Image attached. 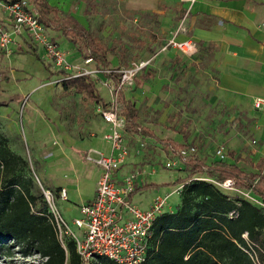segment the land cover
Returning <instances> with one entry per match:
<instances>
[{
    "label": "rangeland",
    "instance_id": "1",
    "mask_svg": "<svg viewBox=\"0 0 264 264\" xmlns=\"http://www.w3.org/2000/svg\"><path fill=\"white\" fill-rule=\"evenodd\" d=\"M47 1L64 15L78 20L106 48L109 69L149 61L124 93L138 108L140 123L160 139L195 145L205 164L213 162L214 150L219 145L231 151L243 147L248 140L253 141L252 112L243 107L230 108L218 99L217 79L207 50L202 48L193 60L161 51L185 15L177 0ZM49 36L66 54L68 72L60 70L43 49L30 43L19 44L10 56L0 51V131L7 136L9 147L27 160L28 168L23 174L31 175L37 187L50 190L57 206L72 222L94 190L90 176L93 167L99 169L87 161V154L94 150L111 151L105 139L110 126L103 119L105 109L100 103L86 91L64 85L66 75L101 66L96 62L87 65L79 49L62 31L53 28ZM84 44L82 41V47ZM21 49L28 52L37 49L43 63L31 54L21 53ZM90 76L107 109L118 111L120 105L109 76ZM124 138L130 153L125 165L128 175L139 172L146 185L136 197L148 200L169 194L171 207L167 211L175 212L183 191V184L176 182L188 175L179 163L178 151L173 145L165 149L154 138L140 132L130 133L126 128ZM170 162L176 163L175 166L168 167ZM241 167L248 169L243 163ZM63 189L67 191V200L60 197ZM221 189L232 198H244L263 207L252 192ZM4 253L8 250L0 248V264L43 263L37 254L23 256L19 247L13 248L9 257L3 258Z\"/></svg>",
    "mask_w": 264,
    "mask_h": 264
},
{
    "label": "trees",
    "instance_id": "2",
    "mask_svg": "<svg viewBox=\"0 0 264 264\" xmlns=\"http://www.w3.org/2000/svg\"><path fill=\"white\" fill-rule=\"evenodd\" d=\"M18 1V0H11ZM39 11L40 21L48 28L62 31L65 38L76 46L84 59L92 58L99 66L109 69L106 48L78 20L50 5L45 0H30ZM84 41V47L81 42ZM21 53H27L21 51ZM43 63L36 49L30 51ZM65 74L64 71H59ZM69 77L66 87L86 91L90 97L107 109L91 76ZM117 85L118 75H109ZM118 113L126 120L130 133H141L168 149L187 147L169 140L159 139L153 131L140 123L138 108L127 100L124 91H116ZM197 148V147H196ZM235 159L234 153H230ZM229 160L203 163L194 158L183 163L188 175L177 180L183 184L176 212H165L155 222L151 247L146 262L142 264H255L241 248L248 246L243 235L248 234L261 264H264V175L246 172ZM257 168V166H255ZM27 160L8 145L7 136L0 131V248L19 247L23 256L39 255L42 264H84L77 252L75 241L67 238L63 245L56 233L43 191L31 175L23 173ZM206 171V177L218 183L233 180L237 190L252 192L260 198L259 207L244 198H232L214 182L196 179ZM39 192H36V191ZM233 214V215H232ZM11 242V245H8ZM90 264H117L106 258H97Z\"/></svg>",
    "mask_w": 264,
    "mask_h": 264
},
{
    "label": "built area",
    "instance_id": "3",
    "mask_svg": "<svg viewBox=\"0 0 264 264\" xmlns=\"http://www.w3.org/2000/svg\"><path fill=\"white\" fill-rule=\"evenodd\" d=\"M177 1L189 6L186 11L188 14L190 7L198 0ZM0 11L6 13L11 22L8 29L0 26V51L10 56L13 47L17 44V38L29 35L31 41L43 49L55 66L60 70L69 71L70 65L66 54L59 44L49 36L47 27L40 21L39 14L31 8L28 0L15 2L0 0ZM182 34H186L184 20L181 21L176 33L166 41L161 51L166 52L174 49L186 57H195L199 53L198 43L192 37L180 39ZM85 63L91 65L94 60L87 58ZM148 64L149 61H140L121 69H104L102 67L100 69H84L74 77L117 74V85L112 78H109L110 83L113 84L115 91H126L134 85L135 78ZM261 105L262 100L257 99L255 101L256 108H260ZM102 116L110 126L105 139L111 146V152L94 150L87 154V161L101 169L94 199L92 202L83 203L79 208L80 216L70 222L57 206L52 192L42 187L48 204V215L51 217L58 238L63 245L67 238L75 241L77 252L84 264H90L97 258H106L117 264H142L148 257L155 222L166 212L170 195H157L148 209H141L132 200V196L137 192L138 175H128L124 178L122 185L116 184L114 175L127 163L130 155L124 138L126 120L114 109L103 110ZM197 153L198 149L195 146L180 148L178 150L179 163L183 164ZM215 157L220 161L226 160L225 147L219 146L215 151ZM175 164L170 162L167 165L172 167ZM195 178L204 179L200 176ZM214 183L221 188L236 189L233 180H226L223 183L215 181ZM176 192L181 193V189H177ZM60 197L67 200L65 189L61 191ZM72 227H75L76 230ZM243 237L248 246L241 248L255 264H261L249 241L248 234H244Z\"/></svg>",
    "mask_w": 264,
    "mask_h": 264
},
{
    "label": "crops",
    "instance_id": "4",
    "mask_svg": "<svg viewBox=\"0 0 264 264\" xmlns=\"http://www.w3.org/2000/svg\"><path fill=\"white\" fill-rule=\"evenodd\" d=\"M28 1L30 2L31 8L39 14L38 9L35 8L30 0ZM181 6L185 12L183 20L186 27V34L180 35V39L192 37L199 45V53L202 48L208 51L207 54L212 59V72H214L217 79L215 82L218 99L222 101V104L230 108L243 107L253 114L254 120L250 127V135L253 141H246L244 146L238 148V150L237 148H232L231 151H228L225 148L227 152L226 160L234 164L236 159L239 158L240 161L237 165L242 170L254 173L261 171L264 175V0H198L190 7L188 14L186 11L189 6L186 4H181ZM0 26L5 29L11 26L10 19L7 14L2 11H0ZM47 29L50 34V30L53 28L47 27ZM170 38L171 37L168 39ZM29 43L38 47L31 41L29 35L18 37L17 44L13 47V51H15V48L18 47L19 44L23 45ZM20 51H24V49ZM25 52L27 53L23 54H30L28 51ZM166 52H175L183 60L197 59L199 55L198 53L195 57L189 58L174 49H170ZM126 99L130 100L127 97ZM257 99L262 100L260 108H256L255 106V101ZM219 146L215 148L214 155ZM110 152H106L105 150V153ZM230 153H234L235 159L231 158ZM194 158H198L202 161L199 151L197 155L191 159ZM217 160L218 159L215 157L213 161ZM242 163L245 164L248 169L242 168ZM125 165L114 175V180L118 185H122L124 178L129 174L127 172L128 167ZM255 166H257V168ZM206 171L207 169L205 168L204 173H202L203 176H196L210 180V178L206 177ZM91 173H93L90 174V176L92 177L94 190L83 203L92 202L95 197L96 187L101 173L100 167L98 169L94 166ZM135 174L138 175L137 192L132 196V200L141 209H148L155 197H151L148 200L136 197L146 185H143V179H140L139 172ZM160 186L161 185H153L155 188H160ZM170 207L171 206L168 204L167 210ZM167 210L166 212H168ZM79 216L80 211L78 210V215L73 217V219ZM66 218L70 219L68 217ZM73 219L71 220L73 221Z\"/></svg>",
    "mask_w": 264,
    "mask_h": 264
}]
</instances>
